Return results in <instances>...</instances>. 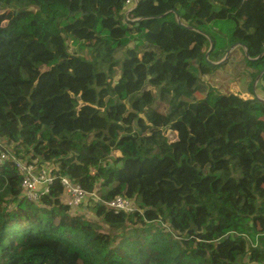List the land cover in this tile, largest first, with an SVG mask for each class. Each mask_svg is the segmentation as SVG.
Wrapping results in <instances>:
<instances>
[{
	"label": "trees",
	"instance_id": "trees-1",
	"mask_svg": "<svg viewBox=\"0 0 264 264\" xmlns=\"http://www.w3.org/2000/svg\"><path fill=\"white\" fill-rule=\"evenodd\" d=\"M124 1L0 0V141L96 196L30 201L4 159L0 264H264V0ZM235 43L251 96L200 81Z\"/></svg>",
	"mask_w": 264,
	"mask_h": 264
},
{
	"label": "built area",
	"instance_id": "built-area-1",
	"mask_svg": "<svg viewBox=\"0 0 264 264\" xmlns=\"http://www.w3.org/2000/svg\"><path fill=\"white\" fill-rule=\"evenodd\" d=\"M137 0H125L126 13L131 10ZM5 158L4 154L0 155V162ZM15 163V166L20 174V188L21 195L30 201H37L41 196L49 194L50 190L58 181L62 187L61 196H64L63 203L73 209L91 198L96 199L93 194H88L79 183L71 180L66 174L56 175L53 168L48 163L39 162L37 159L21 160L16 159L13 155L10 157ZM107 208L114 212L124 211L130 212L135 205L132 200L127 199L121 195H116L111 200L105 202Z\"/></svg>",
	"mask_w": 264,
	"mask_h": 264
},
{
	"label": "rangeland",
	"instance_id": "rangeland-1",
	"mask_svg": "<svg viewBox=\"0 0 264 264\" xmlns=\"http://www.w3.org/2000/svg\"><path fill=\"white\" fill-rule=\"evenodd\" d=\"M230 47L228 48L229 54L226 57L228 62L223 64L222 62L225 59L221 61L220 62L221 65L215 68L212 72L205 75H201L200 81L204 84L206 88L207 87L212 88L213 91L223 95L229 92H237L238 94L245 95L244 97L251 96L249 90L250 82H251V77L249 72L251 71V69H249V67L246 66V64L244 63L242 59V52L238 48V46L232 49ZM251 92L253 95L254 93L252 87H251ZM255 94L262 97L263 93L259 89L255 88ZM197 96L200 97L201 95L198 94ZM222 103L223 101L222 99H220L217 102V105L222 106ZM164 108L165 105H162L160 109H164ZM194 127L195 130L199 129V127L198 128L196 126ZM0 142L2 146L0 147V155L4 154L6 159L10 158L13 155L12 145L7 144L5 140H1ZM112 154L113 152L110 154V157L107 160L110 163L112 160ZM48 164L50 165L51 163ZM50 167L53 168L54 165L51 164ZM71 211L82 214L85 217L87 216L89 219L94 218L92 204L89 201L85 205L82 203L81 205L71 209Z\"/></svg>",
	"mask_w": 264,
	"mask_h": 264
},
{
	"label": "water",
	"instance_id": "water-1",
	"mask_svg": "<svg viewBox=\"0 0 264 264\" xmlns=\"http://www.w3.org/2000/svg\"><path fill=\"white\" fill-rule=\"evenodd\" d=\"M237 46H241L245 50V47L243 46V44H239V43H235V44L231 45L230 48L232 49V48L237 47ZM228 54H229V50L225 53L224 57L221 60H219L218 62H216V63H220L221 61H223L224 59H226V57H227ZM245 55L247 56L246 50H245ZM260 74H261V72H259L257 74V76H256V78H255V80L253 82L252 90H253V93H254L255 98L258 99V100H260V101H263L264 102V98H262V97H260V96H258V95L255 94V86H256V83H257V81H258V79L260 77ZM80 105H83V102H80ZM139 116L140 117H143V114L140 113Z\"/></svg>",
	"mask_w": 264,
	"mask_h": 264
},
{
	"label": "crops",
	"instance_id": "crops-1",
	"mask_svg": "<svg viewBox=\"0 0 264 264\" xmlns=\"http://www.w3.org/2000/svg\"><path fill=\"white\" fill-rule=\"evenodd\" d=\"M242 96H245V95H242ZM116 154H117V153L115 152V155H116ZM61 199H62V201H63L64 196H61ZM89 199H90V198H89ZM94 199H95V198H94ZM88 201H89V200H88ZM88 201H87V202H88ZM87 202H86V203H87Z\"/></svg>",
	"mask_w": 264,
	"mask_h": 264
}]
</instances>
